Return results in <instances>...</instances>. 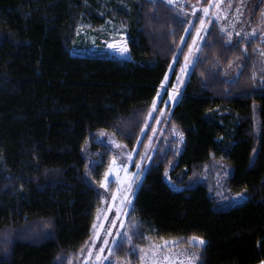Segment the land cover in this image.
Masks as SVG:
<instances>
[{"label":"trees","instance_id":"16d2710c","mask_svg":"<svg viewBox=\"0 0 264 264\" xmlns=\"http://www.w3.org/2000/svg\"><path fill=\"white\" fill-rule=\"evenodd\" d=\"M199 1L0 0V264L80 255L114 156L95 139L107 131L136 146L162 83L181 70ZM220 26L208 25L179 100L157 104L166 120L129 230L134 240L203 237L201 264H261L264 40L230 41ZM119 34L123 55L108 47ZM80 37L108 52H78ZM233 63L241 71L229 80Z\"/></svg>","mask_w":264,"mask_h":264},{"label":"rangeland","instance_id":"374dc122","mask_svg":"<svg viewBox=\"0 0 264 264\" xmlns=\"http://www.w3.org/2000/svg\"><path fill=\"white\" fill-rule=\"evenodd\" d=\"M205 8L209 9L207 14L204 12ZM197 10L199 12H193L188 17L189 24L183 44L190 35L191 39L181 70L176 75L174 85L169 87L168 83L165 82L160 89L155 100V108H152L143 128L142 137L136 146L133 149L128 148L107 131L100 133L95 139L96 142L108 145L114 151V156L105 172L108 174L107 179L104 175L98 185L101 205L93 223L92 235L72 264H98L95 254L101 247L105 249L102 255L107 259H104L100 264H125L126 261L130 264H188L186 258L197 253H199L197 264H201L200 252L195 247L201 245L191 239L193 236H190L185 243H180L182 239L178 237L161 238L151 233H145L140 240H134L129 230V218L136 194L156 150V142L161 135L162 124L164 127L166 120L164 110L156 111L157 104L164 100L163 107L173 106L174 102L179 100L178 95L188 80L194 61L204 43L208 25L217 21L230 41L241 40L243 37H259L264 40V0H206L204 3H199ZM254 29L255 31H253ZM92 38L87 42L86 39L81 40L80 37L78 52L95 54L108 52L107 48L102 47L94 37ZM120 38L121 35L119 34L116 40L108 43V47L117 55H123L125 52L121 50L124 45ZM240 71L241 65L233 63L226 70L225 77L229 80L233 79L238 76ZM171 73L172 70L168 72L167 80ZM174 87L177 91L173 99ZM165 94L167 95L166 99L164 98ZM156 115L157 119L154 121L155 123L153 122L154 124L152 123L150 134L140 152L143 135L149 128L152 118ZM139 152V159L136 160ZM83 155L89 164V146L83 149ZM110 168L112 169L111 172H109ZM87 178L90 176L87 175ZM105 183L107 184L106 187ZM132 224L135 225L136 220ZM105 240L108 241L107 245L104 244ZM204 240L206 241L205 238ZM165 241L167 244L164 243ZM126 242H132V244L122 248L121 245ZM133 244L135 246L132 247ZM89 250L93 252L91 259H88Z\"/></svg>","mask_w":264,"mask_h":264},{"label":"snow or ice","instance_id":"6c2138e0","mask_svg":"<svg viewBox=\"0 0 264 264\" xmlns=\"http://www.w3.org/2000/svg\"><path fill=\"white\" fill-rule=\"evenodd\" d=\"M167 2H168V3H173L174 0H167ZM217 6H218V5H217ZM208 11H209L208 8H205V9H204L205 14H207ZM201 23L203 24V21H201ZM253 31H255V29H254ZM229 36H231L230 33H229ZM121 50H122V51H126L127 49H126V48H122ZM165 79H166V78H165ZM161 86L163 87V83H162ZM176 91H177V89L174 87V88H173V99L175 98V93H176ZM157 95H159V93H157ZM153 108H155V101H153ZM111 171H112V169L110 168V169H109V172H111ZM107 175H108V174L106 173V174H105V179H107ZM106 186H107V184L105 183V187H106ZM191 239H192L193 241H197L201 246H203V245L206 243V241L204 240L203 237L193 236V237H191ZM164 243L167 244V241H165ZM104 244L107 245V244H108V241L105 240V241H104ZM104 250H105V249H104L103 247H101V248H99L98 252L95 254V259H96V261L98 262V264H100V262H102L104 259H107L106 257H103V255H102L103 252H104ZM92 256H93V252H92L91 250H89V252H88V259H91ZM186 259H187L188 264H197V260L199 259V253H197V254H195V255H193V256H189V257H187ZM125 264H130V262L126 261ZM261 264H264V261H261Z\"/></svg>","mask_w":264,"mask_h":264}]
</instances>
